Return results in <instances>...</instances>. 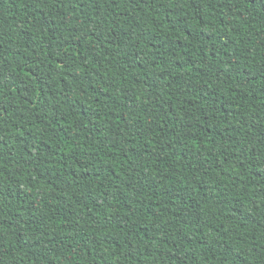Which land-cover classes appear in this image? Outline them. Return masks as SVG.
Masks as SVG:
<instances>
[{
  "label": "trees",
  "instance_id": "16d2710c",
  "mask_svg": "<svg viewBox=\"0 0 264 264\" xmlns=\"http://www.w3.org/2000/svg\"><path fill=\"white\" fill-rule=\"evenodd\" d=\"M0 264H264V0H0Z\"/></svg>",
  "mask_w": 264,
  "mask_h": 264
}]
</instances>
